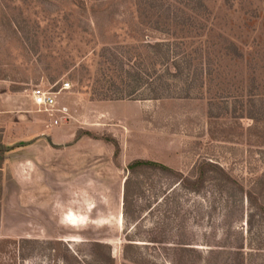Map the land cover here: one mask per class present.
Wrapping results in <instances>:
<instances>
[{
	"label": "rangeland",
	"instance_id": "rangeland-1",
	"mask_svg": "<svg viewBox=\"0 0 264 264\" xmlns=\"http://www.w3.org/2000/svg\"><path fill=\"white\" fill-rule=\"evenodd\" d=\"M199 2L204 12L175 32L208 47L201 85L170 81L158 100L110 101L100 99L108 49L147 53L151 73L145 45L168 39L154 30L155 0H0V264H88L93 242L114 264H131L128 243L139 264H201L183 245L209 264H264V0ZM224 38L240 58L223 56ZM35 87L57 93L68 115L57 126L35 111ZM134 160L190 178L211 162L244 192L211 179L186 193L157 171L130 177Z\"/></svg>",
	"mask_w": 264,
	"mask_h": 264
},
{
	"label": "trees",
	"instance_id": "trees-1",
	"mask_svg": "<svg viewBox=\"0 0 264 264\" xmlns=\"http://www.w3.org/2000/svg\"><path fill=\"white\" fill-rule=\"evenodd\" d=\"M153 0H147V2ZM200 0H155V3H149V9L153 12L156 17L154 30L165 35L168 39L165 41H157L153 44L148 43L145 45V49H151V62L152 72L148 73V70H142V62L148 58L147 53L141 56H135L128 52H117L116 48L108 49L110 59H106L109 64L107 71L112 77L108 78V89L103 91L100 99L118 101L133 97L138 94V97L142 98L143 93L147 92L149 100H158L165 97L168 94L170 88V81H180L189 90L196 82L202 81L204 76L205 68L211 64L208 47H205L203 42L195 43L189 37H185L175 30H182L193 23L192 17H198L204 12V7ZM188 12L187 14L185 12ZM1 14L2 11H0ZM185 17V18H184ZM12 29V27H11ZM15 29V28H14ZM13 29V33H17V30ZM199 37V36H197ZM221 50L223 56L231 55L233 59L241 57V53L237 47L230 40L224 38ZM141 62V64H140ZM120 85V87L118 86ZM201 85V82H200ZM112 87L113 91H111ZM148 88V89H147ZM247 91L249 96L253 83L250 84ZM111 91V92H110ZM108 92V93H107ZM110 93V94H109ZM145 100V99H142ZM252 102V101H250ZM252 113H248L247 118L252 121H256L255 106H251ZM256 125V124H255ZM75 140H78L76 137ZM0 162V170H1ZM143 170H149L153 172H159L163 175L173 176L177 179L179 190L186 193L198 194L205 186L208 180H215L222 182L223 184L230 185L234 188L239 189L241 192L243 188L232 179L221 167L217 164L203 161L199 163L194 172L193 177H183L181 174L172 171L171 169L149 161L134 160L130 162L126 167L128 176L136 175L138 172ZM0 182H1V171H0ZM130 178L127 177L123 188V215L127 216L126 203L128 186ZM246 201L250 206H256L254 198L250 192H245ZM0 199H1V185H0ZM258 209V207H257ZM92 249L90 253L91 261L88 264H114L111 256L110 247L106 244L93 242L89 244ZM137 247L132 244H126L123 247L122 258L125 262L131 264H139L137 255H132ZM180 252L189 253V256L196 255L197 260L195 262H201V264H209V261L205 259L196 249H192L189 245H183L178 247ZM137 251V250H136ZM189 263L193 264L194 260L189 259ZM186 263V262H185ZM230 263V261H229ZM173 264H176L173 261ZM240 264H243V260Z\"/></svg>",
	"mask_w": 264,
	"mask_h": 264
},
{
	"label": "built area",
	"instance_id": "built-area-1",
	"mask_svg": "<svg viewBox=\"0 0 264 264\" xmlns=\"http://www.w3.org/2000/svg\"><path fill=\"white\" fill-rule=\"evenodd\" d=\"M69 89V83H64L60 87L61 91H67ZM56 95L57 93L42 87H35L30 92L31 102L35 107V111L51 118V124L53 126L58 125V120L55 118L56 116L68 117L66 111L58 107Z\"/></svg>",
	"mask_w": 264,
	"mask_h": 264
}]
</instances>
